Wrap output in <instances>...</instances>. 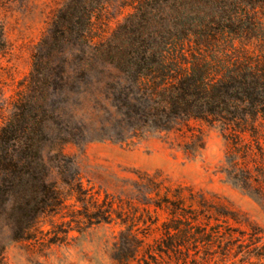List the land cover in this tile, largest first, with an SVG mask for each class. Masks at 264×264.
<instances>
[{
  "label": "trees",
  "instance_id": "16d2710c",
  "mask_svg": "<svg viewBox=\"0 0 264 264\" xmlns=\"http://www.w3.org/2000/svg\"><path fill=\"white\" fill-rule=\"evenodd\" d=\"M132 8L111 38L83 39L91 50L83 78L91 75L93 63L113 69L146 95L144 109L155 125L180 118L219 124L229 144L228 178L264 205V0H136ZM84 18L92 29V15L79 0L58 10L29 76L4 101L0 264H6L7 241H38L43 217L66 219L67 198L50 182L43 152L50 125L70 124L75 117L66 121L52 102L65 89L59 85L71 78L67 68L55 72L50 66L65 52L49 50L54 41L66 47L80 42L75 35ZM7 54L0 23V62ZM5 73L12 77L0 67V80ZM65 135L70 143L73 136ZM155 179L143 215L115 202V224L124 228L118 259L130 264L144 251L149 259L144 264H264V230L216 200ZM94 209L104 213V222L112 220L111 207L94 199ZM162 216L166 220L159 226Z\"/></svg>",
  "mask_w": 264,
  "mask_h": 264
},
{
  "label": "rangeland",
  "instance_id": "374dc122",
  "mask_svg": "<svg viewBox=\"0 0 264 264\" xmlns=\"http://www.w3.org/2000/svg\"><path fill=\"white\" fill-rule=\"evenodd\" d=\"M70 1L0 0V23L9 50L0 67L12 75L5 73L0 80L7 85L0 83V88L5 86L0 118L4 101L29 76L33 56L53 30L58 10ZM79 1L92 15L93 28L86 27L84 18L75 35L80 42L66 47L54 41L49 50L56 55L65 52L50 66L55 72L67 68L71 78L59 85L65 89L52 102L66 114V121L75 117L70 124L50 125L51 140L43 152L50 182L67 198L66 219L43 217L44 233L36 236L38 241H7L6 264H128L118 259L117 242L124 228L115 224V202L143 215L142 204L150 202V180L155 178L172 189L183 187L216 200L242 221L264 230V205L227 176L229 144L219 124L180 118L155 125L144 109L146 95L113 69L93 63L91 75L83 78L91 52L83 39L96 43L111 38L133 13L136 0ZM66 133L73 136L70 143L63 141ZM94 199L104 209L112 208V220L103 221L104 213L94 209ZM138 224L146 229L142 221ZM144 253L130 264L149 261Z\"/></svg>",
  "mask_w": 264,
  "mask_h": 264
}]
</instances>
